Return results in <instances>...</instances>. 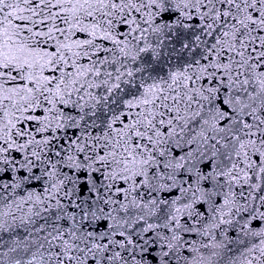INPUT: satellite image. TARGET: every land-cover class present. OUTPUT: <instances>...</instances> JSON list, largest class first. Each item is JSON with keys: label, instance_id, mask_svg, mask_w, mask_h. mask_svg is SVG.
<instances>
[{"label": "snow or ice", "instance_id": "obj_1", "mask_svg": "<svg viewBox=\"0 0 264 264\" xmlns=\"http://www.w3.org/2000/svg\"><path fill=\"white\" fill-rule=\"evenodd\" d=\"M0 264H264V0H0Z\"/></svg>", "mask_w": 264, "mask_h": 264}]
</instances>
